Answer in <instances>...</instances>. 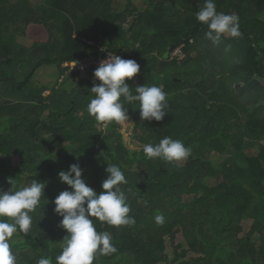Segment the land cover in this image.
<instances>
[{"label":"trees","instance_id":"trees-1","mask_svg":"<svg viewBox=\"0 0 264 264\" xmlns=\"http://www.w3.org/2000/svg\"><path fill=\"white\" fill-rule=\"evenodd\" d=\"M141 1L143 9L133 0H44L38 6L0 0V188L11 189L9 178L17 188L34 179L46 183L29 233L17 230L10 238L16 264H37L41 257L55 264L61 252L66 232L53 201L68 186L58 173L79 163L88 185L100 192L107 162L124 172L127 183L119 187L136 223L96 221L116 252L97 253L93 264H264V0H214L217 12L238 18L240 32L222 35L218 46L196 19L204 0ZM181 45L185 61L172 58ZM101 48L139 63V84L126 81L133 94L137 85L162 86L168 105L162 121H142L138 102L123 106L135 122V139L155 145L170 137L190 148L184 165L147 159L143 148L125 146L114 121L105 129L89 115L90 89L99 83L94 73L79 74L70 91L51 88L47 97L48 89L35 84L40 68L54 65L64 74L65 63L100 55ZM183 70L186 78L179 76ZM220 153L226 158L216 164ZM244 218L255 224L239 239L237 222ZM180 232L198 258L178 262L188 251L169 261L164 240L175 242Z\"/></svg>","mask_w":264,"mask_h":264},{"label":"clouds","instance_id":"clouds-1","mask_svg":"<svg viewBox=\"0 0 264 264\" xmlns=\"http://www.w3.org/2000/svg\"><path fill=\"white\" fill-rule=\"evenodd\" d=\"M196 19L207 25L205 38L214 46L221 43L222 35H240L238 18L217 12L214 0H204L196 13ZM139 72L140 65L135 60L124 59L110 52L94 70V77L99 83H94L90 89L92 98L87 105L89 115L105 126L113 121L123 124L129 119L128 109L123 103L138 102L142 121H162L168 114L167 94L162 86L137 85L133 94L126 82ZM143 152L147 159L160 158L176 162L186 159L191 149L179 140L165 137L158 144H145ZM105 171L108 175L102 182L100 192L88 185L79 163H73L67 170L58 173L59 180L68 188L53 201L54 212L61 217L58 226L66 232L55 264H93L97 253L110 255L116 252L110 233L98 232L96 221L106 222L110 226H131L136 223L129 216L127 197L119 187L127 183L124 172L118 165L109 162ZM8 183L12 185L11 189L5 191L0 188V264H16V257L10 249V238L17 230L29 233L32 226L30 213L40 204L46 188V183L37 179L19 188L11 178ZM155 221L163 224L164 216L157 214ZM37 264H53V261L41 257Z\"/></svg>","mask_w":264,"mask_h":264},{"label":"rangeland","instance_id":"rangeland-1","mask_svg":"<svg viewBox=\"0 0 264 264\" xmlns=\"http://www.w3.org/2000/svg\"><path fill=\"white\" fill-rule=\"evenodd\" d=\"M31 4L38 6L41 5L44 0H29ZM29 31V30H28ZM65 74H61V72L53 65H48L40 68L36 74H35V84L37 86L45 87L48 90H51V88H55L58 91H70L75 84L79 82V76H66L64 83H60V78ZM179 76L186 78L187 73L186 71H180ZM49 91H44L43 95L47 97L49 95ZM129 119L126 120L123 124H118L116 122H113L112 126H116V132L119 134V136L122 137V140L126 147L130 149H141L145 145V143L141 142L138 139H135V133H136V125L134 120L131 116H128ZM106 129V127H104ZM137 134V133H136ZM6 158H10L13 162V164L17 165L20 162V157H15L14 155L4 156ZM226 158L225 155H221V153L216 157L215 162L216 164H219ZM179 162L180 165H184L186 162V159H183ZM137 165H134L131 170H136ZM93 180V179H92ZM212 184L215 183V179L212 180ZM96 190V187H94ZM181 197L184 199L188 197L186 193H182ZM182 198V199H183ZM191 197H189L190 199ZM255 224V221L252 219H240L237 222V238L241 239L249 235L253 229V225ZM16 233V232H15ZM260 235V231L257 230L252 234L253 239L257 238ZM165 254L168 256L169 261H173L177 255H181L183 252H188L190 250V242L185 238V235L183 233H178L175 239V242L171 240L170 237H166L165 240ZM198 258V255L196 253H193L189 251L186 256L181 257L178 259V262L187 261L189 259H196ZM158 264H167L166 262H161Z\"/></svg>","mask_w":264,"mask_h":264},{"label":"built area","instance_id":"built-area-1","mask_svg":"<svg viewBox=\"0 0 264 264\" xmlns=\"http://www.w3.org/2000/svg\"><path fill=\"white\" fill-rule=\"evenodd\" d=\"M185 45H181L177 47L173 53L172 58L177 61H185L187 58V55L185 54L184 50ZM112 52L108 48H101V54L100 55H93L90 57L85 58L82 61L77 62H67L63 65L64 74L61 76L60 83L64 82L66 76H78L81 73H94V70L99 66V63L106 59L109 55V53ZM113 53V52H112ZM114 55H118L113 53ZM122 58L127 59L124 55H120ZM76 65V66H75ZM75 66V67H74ZM74 67V68H73ZM135 84H139V73L132 78ZM49 91V90H47ZM111 125V122L107 124L106 129L108 126Z\"/></svg>","mask_w":264,"mask_h":264},{"label":"crops","instance_id":"crops-1","mask_svg":"<svg viewBox=\"0 0 264 264\" xmlns=\"http://www.w3.org/2000/svg\"><path fill=\"white\" fill-rule=\"evenodd\" d=\"M133 2L136 4V6L138 8H140V9H143L144 8V6H143L144 4H143V2L141 0H133ZM125 28L126 29L129 28V23L125 25ZM167 59H169V58H167ZM157 63H158V61H157Z\"/></svg>","mask_w":264,"mask_h":264},{"label":"water","instance_id":"water-1","mask_svg":"<svg viewBox=\"0 0 264 264\" xmlns=\"http://www.w3.org/2000/svg\"><path fill=\"white\" fill-rule=\"evenodd\" d=\"M170 55H171L170 52L167 53V54H166V58H170ZM184 83H185L186 85H188L189 87H193V85H192L189 81H184Z\"/></svg>","mask_w":264,"mask_h":264}]
</instances>
